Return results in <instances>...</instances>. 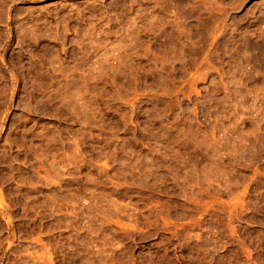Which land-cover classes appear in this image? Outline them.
Wrapping results in <instances>:
<instances>
[{
	"label": "rangeland",
	"instance_id": "374dc122",
	"mask_svg": "<svg viewBox=\"0 0 264 264\" xmlns=\"http://www.w3.org/2000/svg\"><path fill=\"white\" fill-rule=\"evenodd\" d=\"M0 264H264V0H0Z\"/></svg>",
	"mask_w": 264,
	"mask_h": 264
}]
</instances>
